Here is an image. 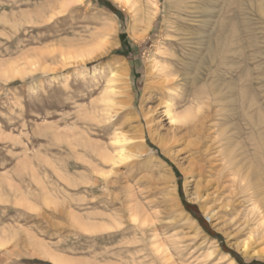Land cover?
<instances>
[{
    "label": "rangeland",
    "instance_id": "obj_1",
    "mask_svg": "<svg viewBox=\"0 0 264 264\" xmlns=\"http://www.w3.org/2000/svg\"><path fill=\"white\" fill-rule=\"evenodd\" d=\"M154 1L136 0L134 26L119 0H0V264H264V0ZM100 40L104 54L74 58ZM165 47L179 112L204 120L202 175L200 135L163 142L150 63ZM115 61L121 102L89 123ZM227 159L249 177L237 197Z\"/></svg>",
    "mask_w": 264,
    "mask_h": 264
},
{
    "label": "bare ground",
    "instance_id": "obj_2",
    "mask_svg": "<svg viewBox=\"0 0 264 264\" xmlns=\"http://www.w3.org/2000/svg\"><path fill=\"white\" fill-rule=\"evenodd\" d=\"M119 1L123 3L124 7H127L129 10H132L131 11L132 12L131 14H133L132 15V23L135 26L138 23V21H139L138 20L139 18L137 16H135V10L136 9H134V7H135V4H136V0H119ZM158 2H159V0H156V1H154L153 5H152V6H155V9H154V12L155 13L158 12V6H157ZM197 2H199V0ZM192 9L194 11V7ZM192 9H191V12H192ZM178 10H179V8H178ZM195 11H197V10H195ZM110 27L111 26L109 24H106V25L103 26V29L104 30L99 35V38L101 40H103V38L105 37V32L106 31L108 32V30L110 31V29H111ZM182 30H183V28H182ZM193 30H195V29H193ZM191 32H192V30H191ZM167 37H168V39L166 38L167 40L165 42H163V46L164 45L168 46V45H176L177 44L178 41L172 36V34H170V35L168 34ZM160 43H162V42H160ZM104 44L105 43H103V41H101V43L98 44L99 46H97L96 49H93V47L90 44H88L89 45L88 47L85 46L86 48H84V47L83 48H79V51H78V53H76V55L74 56V58L75 59H79L80 62H85L87 60H91L92 58L97 57V55H96L97 52H99L98 55L104 54L106 52V50L108 49L106 47H102ZM178 46L180 47L181 45H178ZM215 47H217V46H215ZM180 49H182V48H180ZM159 50H160L159 51V56H155L152 60L150 58L149 59L151 60V63H150L151 66H150V68L153 71V77H155V79L157 80L156 81V84H155L156 85V88H155L156 94L159 97V102H158L157 105H158V107L159 106H163L164 107V111L163 112L168 117V121H169L168 122L169 128H168V130H166L167 132L165 133V136H164L165 139H163L164 140L163 142H164L165 145H167V144L169 145L170 144V145H176V146H178V145L182 144L183 141H185L184 139L186 137L192 136L190 134H194L195 133L197 135H200V143L199 144H196V147L197 148H202L201 151L200 150H198V151L201 154L200 156H203L204 157L203 164L199 166V171H198V174L200 175V173H201V175H202L205 172V169L204 168H206V167H211L212 168V166H213L212 164H210L211 159L209 157H207L208 153L210 152V145L203 146V138L205 137L204 136V134H205V132H204L205 131L204 120H202L200 118H197V115H195L197 113L196 112L194 113L192 111V109H186L183 112L182 111L179 112V110H178V102L177 101H178L179 96H180V91H179V87L180 86L178 87V84H177L178 82H177V77H176L177 76L176 67H177V64H178V62L176 60L177 59V55H175V53L173 51H170L166 47L163 50L162 49H159ZM216 52H217V50H216ZM33 66H34V64H29V67H33ZM127 76H128V72H127V69H126L125 64L123 63V61H117V62L115 61L113 64H111L110 65V70H109V73H108V77L106 78V85L103 88V90H102L99 98L96 101H93L91 103L92 104L91 105V108L89 106V108H87V109L85 108V110L83 111L82 114H83L84 119H88V121H89V119H92L91 122H93V121L94 122L95 121L97 122L98 118L101 117L100 116V113L101 112L108 113L111 109H113L114 106H116L117 104H119L121 102V101L118 100L119 95H120L119 89L121 90L120 86L122 85V83H126L127 82V79H126ZM88 109H90V110H88ZM199 119L201 120V122L198 121ZM91 122L89 121V123H91ZM81 136H82V134H81ZM188 144H190V143H188ZM85 146H87L88 148L90 147L91 150L93 149L92 152H94L100 158V160H102L105 163H107V162H113L114 163V162H117L116 159H118V160H121L122 159V153L121 152H119L117 154L118 155L117 158H115L114 156L108 155L104 150L101 151L97 146H93V145L91 146V143L87 139H86ZM91 147H93V148H91ZM91 150L88 149L87 151L88 152L89 151L91 152ZM94 158H95V156H94ZM189 162H190V164L193 165L192 160L189 161ZM224 163H225L226 166H224V169H222V170L223 171L226 170V173H227L226 178L229 179V180H227L228 181L227 183H229L233 187H235V189H234L233 192L232 191L229 192V195H230V197L240 196L241 194L244 193V190H245V186L242 185V181H243V177H245L247 174L245 176H243V174L241 173L240 169H238L237 165L234 164V162L232 161V159H227V161L224 162ZM195 166L196 165L194 164L193 167L195 168ZM218 176H221L222 177L223 176V173H220ZM247 177H245V178L247 179ZM252 178H253V176H252ZM253 182H255V181H253ZM254 194H255V192H254ZM44 198L46 199V196H44ZM21 200L23 201V199H21ZM19 203H20V201H19ZM27 205H30V204L27 203ZM227 206H231V205L230 204L229 205L227 204ZM29 207H31V206H29ZM137 215H139V212H131V219H132V221H134V222H136V221L138 222L139 221ZM73 217L74 216H71V218H73ZM256 217H258V219H257V222L258 223L256 224V227L258 229L257 234L260 235L262 238H264V219H263L264 216L262 217L261 216V213H258ZM220 218H223V216L220 217ZM139 219H141V218H139ZM253 220L255 221V219H253ZM76 224L80 227V229L84 227V225L83 224H80L78 221H77ZM191 224H193V226H195L194 224H196V222L194 220H192ZM4 242H1L0 241V249L3 248V247H5L6 243H4ZM241 249H242L241 252L244 253V254H247L248 251H249V247L246 246L245 244H243V246H242ZM58 261H60V260H58ZM60 262H62V261H60Z\"/></svg>",
    "mask_w": 264,
    "mask_h": 264
}]
</instances>
